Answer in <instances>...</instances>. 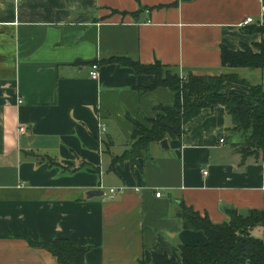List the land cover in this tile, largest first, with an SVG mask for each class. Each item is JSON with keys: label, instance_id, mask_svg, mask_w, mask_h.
<instances>
[{"label": "crops", "instance_id": "crops-1", "mask_svg": "<svg viewBox=\"0 0 264 264\" xmlns=\"http://www.w3.org/2000/svg\"><path fill=\"white\" fill-rule=\"evenodd\" d=\"M263 1L0 0V264H59L32 245L54 239L88 247L85 264L179 259L180 245L207 242L176 216L181 201L213 223L228 220L227 209H261L262 160L235 149L243 138L222 106L202 109L167 147L153 142L110 169L130 148L132 120L150 127L174 94L141 91L152 75L101 61H159L182 77L229 74L263 88L264 68L220 58L222 47L260 52L264 35L244 28L264 23ZM227 90L248 88L225 81ZM110 187L124 190L112 198Z\"/></svg>", "mask_w": 264, "mask_h": 264}, {"label": "trees", "instance_id": "trees-1", "mask_svg": "<svg viewBox=\"0 0 264 264\" xmlns=\"http://www.w3.org/2000/svg\"><path fill=\"white\" fill-rule=\"evenodd\" d=\"M264 4V1H263ZM246 32L264 35V23H255L244 28ZM260 52L254 53L250 47L231 51L221 48V64L227 67L264 68V39L258 45ZM105 63H119L131 67L136 74L152 75L150 85L141 91L156 87L169 88L174 94L171 106H158L154 118L148 119L150 127L132 120L133 132L130 148L122 155L112 158L110 169L125 160L132 162L143 156L149 144L164 139H180L184 126L204 108L222 106L230 116L231 133H240L243 141L235 145L242 158L254 156L264 160V89L260 85H249L234 75H194L182 77L173 68L155 61L142 64L128 56H112L103 59ZM225 81L246 85L247 92L227 90L220 92ZM89 171L98 172L89 167ZM228 220L213 223L191 207L180 202L176 216L183 221V227L202 230L207 242L195 245H180L178 258L166 253H153L150 262L139 264H264V205L261 209H251L244 214L227 209ZM261 235L255 234L256 230ZM33 246L42 248L56 257L59 264H85L86 246L73 244L68 239L41 241Z\"/></svg>", "mask_w": 264, "mask_h": 264}, {"label": "built area", "instance_id": "built-area-1", "mask_svg": "<svg viewBox=\"0 0 264 264\" xmlns=\"http://www.w3.org/2000/svg\"><path fill=\"white\" fill-rule=\"evenodd\" d=\"M253 22V19L251 17H247L243 22H242V25H245V24H248V23H251ZM260 24L263 23V22H259ZM91 71H90V77L92 79H97L98 78V65L96 63L92 64L91 66ZM23 102V99L22 98H18L17 99V103H22ZM18 131L23 133L25 132V127L24 126H20L18 128ZM220 142H223L224 139L223 138H220L219 139ZM262 167L264 168V160L262 161ZM203 174H207V171H203ZM109 196L110 197H115L118 193L122 192L124 190L123 187H119V188H116V187H110L109 189ZM262 192L264 193V187H262ZM160 192H156V196L159 197L160 196Z\"/></svg>", "mask_w": 264, "mask_h": 264}, {"label": "water", "instance_id": "water-1", "mask_svg": "<svg viewBox=\"0 0 264 264\" xmlns=\"http://www.w3.org/2000/svg\"><path fill=\"white\" fill-rule=\"evenodd\" d=\"M160 144L163 146V147H167V140L164 139L160 142ZM102 192L100 191H97V190H90L86 193V196L87 197H93V196H97L99 194H101Z\"/></svg>", "mask_w": 264, "mask_h": 264}, {"label": "rangeland", "instance_id": "rangeland-1", "mask_svg": "<svg viewBox=\"0 0 264 264\" xmlns=\"http://www.w3.org/2000/svg\"><path fill=\"white\" fill-rule=\"evenodd\" d=\"M263 88H264V86H263ZM145 126H147V125H145ZM177 260H179V259H177Z\"/></svg>", "mask_w": 264, "mask_h": 264}]
</instances>
